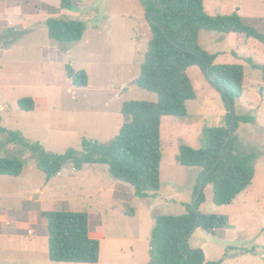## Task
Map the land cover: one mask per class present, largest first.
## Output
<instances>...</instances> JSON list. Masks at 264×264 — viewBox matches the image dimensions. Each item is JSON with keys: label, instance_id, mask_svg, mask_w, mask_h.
<instances>
[{"label": "rangeland", "instance_id": "1", "mask_svg": "<svg viewBox=\"0 0 264 264\" xmlns=\"http://www.w3.org/2000/svg\"><path fill=\"white\" fill-rule=\"evenodd\" d=\"M74 1L75 11L62 10L60 0L36 2L51 7L48 18L67 13L86 22L79 43L51 41L48 18L37 15L22 34L13 28L0 32V126L58 155L82 151L84 139L112 140L123 124L125 102H157L156 94L136 85L152 39L141 0ZM204 9L210 16L238 13L246 26L264 34V0H204ZM199 45L217 55L216 64L244 67L243 96L235 110L253 122L240 124L236 145L243 154L256 156V172L252 185L230 206L215 205L213 186L206 187L200 212L227 220L228 226L222 221L214 230L197 229L189 246L203 249L211 262L264 264V71L252 66H264V44L243 35L202 32ZM68 66L76 73L86 71L87 87L73 85ZM188 76L197 99L187 103V117L162 120L161 189L156 199L136 197L132 187L114 180L103 165L76 170L70 164L47 182L34 154L18 144L6 146L8 136L0 133V158L26 164L18 178L0 176V218L24 226L19 232L14 225L3 228L0 264H62L49 260V242L42 238L48 231L42 213L50 211L88 215L91 237L101 242L98 264H150L156 217L186 214L202 173L178 164L180 147L200 149L206 128L225 126L227 108L220 93L198 67L190 68ZM25 98L36 99L34 111L19 109ZM32 233L40 236L33 243Z\"/></svg>", "mask_w": 264, "mask_h": 264}, {"label": "trees", "instance_id": "2", "mask_svg": "<svg viewBox=\"0 0 264 264\" xmlns=\"http://www.w3.org/2000/svg\"><path fill=\"white\" fill-rule=\"evenodd\" d=\"M60 1L62 10H76L74 0ZM141 2L152 39L136 85L156 94L157 102H125L121 107L123 124L112 140L100 142L84 139L82 151L71 149L62 155L46 151L39 143L29 142L21 132L0 127V133L8 136L4 139L6 146L18 144L34 154L47 182L59 176L65 166L70 164L76 170H82L86 165H103L108 167L114 180L132 187L136 197L156 199L161 189L162 120L164 117L188 116L187 103L197 99L188 70L198 67L225 102V126L206 128L200 149L180 147L178 164L200 169L202 173L194 188L193 202L185 206L186 214L156 217L150 264H221L208 261L205 251L192 249L189 240L196 231L197 223V229L206 231L220 228L222 221L225 222L224 226H228L227 220L200 212V207L206 203L204 190L207 186H213L215 205L230 206L252 185L256 156L243 154L238 149L236 131L240 124H250L253 119L240 116L235 110L236 100L243 96L244 67L240 64H216L217 55L203 51L199 40L202 32H208L243 35L264 44V34L246 26L238 13L218 16L206 14L204 0ZM46 26L50 40L60 44L81 42L88 28L86 22L68 16L50 18ZM252 66L264 71V66ZM67 73L74 86H88L86 71L76 73L68 66ZM35 108L32 98L19 101L21 111L32 112ZM231 125L233 135L230 137ZM25 167V162L20 159L0 158V176L18 178ZM203 179V190L195 206L194 201ZM42 216L48 222L51 262L99 263L101 242L91 237L86 213L50 211L43 212Z\"/></svg>", "mask_w": 264, "mask_h": 264}, {"label": "crops", "instance_id": "3", "mask_svg": "<svg viewBox=\"0 0 264 264\" xmlns=\"http://www.w3.org/2000/svg\"><path fill=\"white\" fill-rule=\"evenodd\" d=\"M36 1L38 0H0V32L3 33L4 28H6V30L13 28L16 29V32H18L19 34L20 33L22 34L24 31L30 30L31 24L33 23L36 15L41 16L44 19L51 17V7L50 6L47 7L43 5L39 6L38 2ZM63 16H69V15L66 13ZM2 107L3 106L1 105L0 102V109H2ZM2 177H7V176H2ZM30 214L33 215L34 213L31 212ZM12 225H14L15 232H19L24 228L23 225H20L10 219L3 221V219L0 218V233H2L4 229L6 231ZM26 227L30 228L31 226L27 225ZM14 236H18V235L17 234L11 235V238L13 239ZM39 237L40 236H35L32 233L31 239L29 238V241L33 243L35 242V238L39 239ZM42 238L48 240V237L43 236Z\"/></svg>", "mask_w": 264, "mask_h": 264}, {"label": "water", "instance_id": "4", "mask_svg": "<svg viewBox=\"0 0 264 264\" xmlns=\"http://www.w3.org/2000/svg\"><path fill=\"white\" fill-rule=\"evenodd\" d=\"M229 107H230V110H232V106H231V102H229ZM233 135V125H231V131H230V137ZM204 180L203 179L201 182H200V188H199V192H198V196L196 197L195 201H194V205L196 206L197 204V201H198V197L199 195L202 193V190H203V184H204ZM198 221H199V218H198ZM198 228V223L196 224L195 226V230H197Z\"/></svg>", "mask_w": 264, "mask_h": 264}]
</instances>
